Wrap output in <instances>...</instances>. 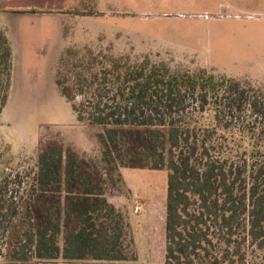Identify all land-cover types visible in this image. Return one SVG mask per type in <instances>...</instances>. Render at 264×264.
Wrapping results in <instances>:
<instances>
[{
    "label": "trees",
    "instance_id": "1",
    "mask_svg": "<svg viewBox=\"0 0 264 264\" xmlns=\"http://www.w3.org/2000/svg\"><path fill=\"white\" fill-rule=\"evenodd\" d=\"M63 65L56 82L78 121L105 128L98 134L105 167L116 159L120 166L168 170L165 264H236L238 242L247 236L264 251L260 88L204 68L179 71L150 58L81 55L71 48ZM12 70L13 48L0 25V115ZM190 102L209 111L213 124L193 120L187 113ZM232 126L242 133L236 145L242 159L211 155L218 129ZM34 181L48 199L40 202L38 217H32L4 264H28L33 257L136 259L123 211L109 201L99 171H92L84 157L49 146L38 157ZM0 215L6 216L3 209Z\"/></svg>",
    "mask_w": 264,
    "mask_h": 264
},
{
    "label": "rangeland",
    "instance_id": "2",
    "mask_svg": "<svg viewBox=\"0 0 264 264\" xmlns=\"http://www.w3.org/2000/svg\"><path fill=\"white\" fill-rule=\"evenodd\" d=\"M0 25L14 52L9 97L0 115V210L6 213L0 215V264L48 199L36 190L34 175L49 146L76 151L99 171L107 198L126 217L136 259L33 257L28 264H165L168 170L120 166L116 159L105 167L98 141L105 128L78 121L57 85L58 71L65 70L71 48L81 55L150 58L179 71L204 68L264 92V0H0ZM187 113L213 124L209 111L194 102ZM241 134L236 126L218 129L211 155L241 160L236 155ZM238 243L236 264H264V251L249 236Z\"/></svg>",
    "mask_w": 264,
    "mask_h": 264
},
{
    "label": "crops",
    "instance_id": "3",
    "mask_svg": "<svg viewBox=\"0 0 264 264\" xmlns=\"http://www.w3.org/2000/svg\"><path fill=\"white\" fill-rule=\"evenodd\" d=\"M29 13H31V12H29ZM5 30V32H6V34H7V36H8V38H9V40H10V42H11V45L13 44L12 42V39H11V36H9V33H8V31L6 30V29H4ZM12 48H13V45H12ZM13 57H14V52H13Z\"/></svg>",
    "mask_w": 264,
    "mask_h": 264
}]
</instances>
